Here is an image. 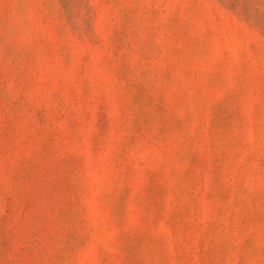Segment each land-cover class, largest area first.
<instances>
[{"label": "rangeland", "instance_id": "rangeland-1", "mask_svg": "<svg viewBox=\"0 0 264 264\" xmlns=\"http://www.w3.org/2000/svg\"><path fill=\"white\" fill-rule=\"evenodd\" d=\"M0 264H264V0H0Z\"/></svg>", "mask_w": 264, "mask_h": 264}]
</instances>
